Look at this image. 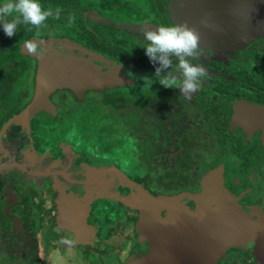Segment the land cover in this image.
Wrapping results in <instances>:
<instances>
[{
    "label": "flooded vegetation",
    "instance_id": "flooded-vegetation-1",
    "mask_svg": "<svg viewBox=\"0 0 264 264\" xmlns=\"http://www.w3.org/2000/svg\"><path fill=\"white\" fill-rule=\"evenodd\" d=\"M120 4L127 14L113 15L108 6V14L91 9L84 15L108 26L105 36L118 37V53L131 54L137 60L133 64L53 29V35L30 36L18 44L35 39L41 52L75 55L86 54L75 48L82 47L106 58L96 61L104 70L114 68L134 81L120 88L134 85L135 103L126 104L114 113L116 119L103 124L101 142L87 128L62 126L69 117L66 111H73L94 91L81 100L70 90L55 91L50 96L54 112L43 110L30 121L14 123L34 99L39 66L32 55L10 48L1 55L0 67L15 68L9 79L0 82V264H150L158 259L157 248L162 245L169 258L185 256L187 264H256L248 251L232 246L213 263L212 247L236 216L241 231H253L264 241V118L256 116L247 129L232 123L234 107L247 104L264 110V48H256L264 38L243 50L201 47L200 61L208 76L187 98L179 89L159 83L158 63L142 67L138 62L147 43L141 28L169 24L163 1ZM27 55L32 57L30 63L13 64L12 60ZM145 84L147 102L142 95ZM68 96L73 99L70 104H66ZM109 125H116L112 133ZM110 135L117 140L113 151L107 147ZM209 164L214 170L222 168L213 174H219L216 181L225 190L218 202L205 195L213 181L205 175L209 169L203 171ZM125 177L136 189L125 185ZM139 184L162 200L150 205ZM73 199L88 207L72 209V223L48 212L50 206L60 208ZM147 203L150 211L144 208ZM234 204L245 213L237 215L236 208L232 213ZM193 215H198V228L204 230L207 221L218 234L207 250L196 255L182 238L174 240L175 225H185L184 219ZM79 217L82 228L75 232L71 225ZM155 235L160 238H150Z\"/></svg>",
    "mask_w": 264,
    "mask_h": 264
},
{
    "label": "water",
    "instance_id": "water-1",
    "mask_svg": "<svg viewBox=\"0 0 264 264\" xmlns=\"http://www.w3.org/2000/svg\"><path fill=\"white\" fill-rule=\"evenodd\" d=\"M162 1L166 17L169 20L168 25H178L187 22L190 27H195L200 32L202 48L218 51L243 50L255 41L264 38V0ZM201 21H206L208 26L205 27ZM75 48L83 50L86 54L75 55L73 51L70 54L59 51L34 54L24 51L25 45L23 46L20 54L32 55L37 60L39 67L36 75L34 99L23 114L20 115V119H15L14 123H20L24 120L30 121L38 112L43 110L48 112L55 110L50 98L55 91L61 89L70 90L81 100L84 99L87 92L114 90L134 82L122 76L114 68L108 71L104 70V67L100 64H97L96 61L105 62L106 58L102 54L88 51L82 47ZM256 116L264 118V110L242 104L238 108L234 107L232 123L247 129L250 127L248 122L253 121ZM213 176L210 177L213 181L209 182L212 188L207 189L205 195H212L213 201L218 202L224 198L225 190L223 183L216 181L219 174ZM126 182V186L136 189L125 177ZM138 190L144 192V200L150 205L155 201L162 200V198L156 197L143 188L142 184L138 185ZM132 199L134 201L137 200L136 197ZM148 203L144 208L150 211L149 208L151 206ZM81 204L87 206L80 199H73L60 208L52 209L50 206L51 209L49 208L48 212L50 211L60 218L65 217L68 222L72 223V220H70V218H73L71 217L72 209H76L77 206H83ZM234 212L238 215V213L242 212V208L234 204L232 213ZM237 217L239 216L229 222L223 236L212 247L214 254L213 263L217 261L216 258H220L219 255L225 253L232 246L248 251L256 264H264V241H261L253 231H241L239 227L242 223ZM82 224L81 217L78 220H73L72 230L78 232L82 228ZM165 247L166 245H162L157 248L156 256H158V259L150 264H187V257L185 256L169 258ZM206 264L212 263L208 262Z\"/></svg>",
    "mask_w": 264,
    "mask_h": 264
},
{
    "label": "trees",
    "instance_id": "trees-1",
    "mask_svg": "<svg viewBox=\"0 0 264 264\" xmlns=\"http://www.w3.org/2000/svg\"><path fill=\"white\" fill-rule=\"evenodd\" d=\"M151 1H153L154 3L156 2V0ZM121 2H124L126 4L128 0H40V3L43 5L45 10L51 7L53 9V12H55L56 8H60L61 12L59 18L54 19L50 17L46 21V26L41 28L39 31L31 28L30 25L22 24L18 27L16 35L11 38L8 37L4 33L3 28L0 27V60L3 61L4 59L1 56L4 51L7 52L9 48L10 50H12L13 48L17 47L20 41H23L24 39H27L30 36L34 35H53L51 33V30L53 29L56 32H69L72 38H74L78 43H86L95 51L109 52L113 54L115 59L120 60L121 62L126 64H133V62H137V60H135L131 54H124L121 56L118 53V48L116 47L118 44L117 40L119 38H110L108 36H105L107 32L106 30L110 28L100 23H94L90 19H87L84 15V12L91 9L95 11L97 10L99 14L103 12L107 13L105 8L108 6L112 7L113 15H119L116 11L127 14L128 9L122 6L120 4ZM108 12H110V9L108 10ZM69 16L75 17L74 23H69ZM140 16L142 15L140 14ZM112 30H116V28L113 27ZM106 43L110 44L112 49H110L106 45ZM141 49L142 50L138 62L142 65V67H149L150 65H153L148 56L145 54L144 47ZM261 54L264 55V52H262ZM30 61H32V57L29 55L20 57L17 60H12L14 65L27 64L28 62L30 63ZM6 62H9V60ZM14 68L15 66L7 67L6 65L0 67V82L9 79L10 75L14 71ZM132 84L133 83H131L130 85ZM147 90H149V85L145 84L142 87V91H145L144 93H142V95L145 97L143 101L146 102L148 101V94L146 93ZM67 93L68 95H72V92ZM135 96L136 88L134 85L133 87L118 88L115 90H106L103 92L94 91L92 93H88V97L86 99L79 101L81 102L79 103L81 107H78L77 109L74 107L73 111H71L72 109L66 111V115L69 117L64 120L62 126L68 128H87L91 131L90 133L93 134V138L97 139L100 133H103L101 128L103 124L107 120H111V117L115 118L117 115L114 113H119L123 108H125L126 104H134L136 101ZM131 123L132 122H126V125L128 126ZM113 127L115 128L116 125H113ZM113 127L112 125H109V133H112L111 131ZM99 141L101 142V138L99 139ZM114 143H117V140L113 141L110 135L107 143L108 150H115ZM213 166L214 164L205 165L203 171H207L209 169L205 173V175L212 176L216 173L215 171L219 172L220 170H222V168H218V170H216V168L214 170V168H212Z\"/></svg>",
    "mask_w": 264,
    "mask_h": 264
},
{
    "label": "clouds",
    "instance_id": "clouds-1",
    "mask_svg": "<svg viewBox=\"0 0 264 264\" xmlns=\"http://www.w3.org/2000/svg\"><path fill=\"white\" fill-rule=\"evenodd\" d=\"M60 12V8H56L55 12L51 7L45 10L40 0H4L0 4V27L11 38L16 35L20 25H30L39 31L46 26L50 17L58 19ZM68 20L70 24L74 23L75 17L69 16ZM201 23L208 26L206 21ZM141 32L147 42L145 54L153 64H159L155 69L159 83L164 88L179 89L181 95L191 98L200 89L202 80L208 76L202 64L193 63L203 54L200 32L187 22L161 25L155 29L144 26ZM26 49L37 54L41 52V44L29 42Z\"/></svg>",
    "mask_w": 264,
    "mask_h": 264
},
{
    "label": "rangeland",
    "instance_id": "rangeland-1",
    "mask_svg": "<svg viewBox=\"0 0 264 264\" xmlns=\"http://www.w3.org/2000/svg\"><path fill=\"white\" fill-rule=\"evenodd\" d=\"M93 18L94 19H97L95 16H93ZM33 40H35V39H28V40L25 41V44H22L21 46H17L15 48H13L11 51L15 50V51H17V52L20 53V51L23 48V46L24 45L26 46L27 43L32 42ZM59 45L60 46H63L62 43H60ZM256 48H257L258 51H259L258 48H264V42L260 46H258ZM25 50H26V48H25ZM201 56H203V55H201ZM201 56H200V58L198 60H194L193 63L203 64L204 61H200V60H202ZM68 97H70V98L66 101V104H70V103L73 102L72 97L71 96H68ZM74 104H76V103H73L71 105H74ZM78 107H81V105L76 104L75 105V108L77 109ZM102 135H103V133H100V135L97 137V140H99L100 138H102ZM236 213H237V211H236ZM244 213L245 212L243 210L242 211V214H244ZM198 215L189 216L187 219H184L185 220V225H183V226L180 225V222H178V224L175 225L176 232H177V235L176 236L178 238L175 237L174 240L175 241H179L182 238L184 241L187 242L186 244H187V248H188L189 252L192 253V254H194V255H196V253L198 251H200L201 249L207 250V248L209 247V245H211L215 241V239H216V237L218 235L216 232H214L212 230V227L210 228V226H211V223L210 222L203 221V224L205 226L204 230H201L200 229L201 228L200 225H199V228H198V222H197ZM148 233H150V232H148ZM163 233H165V232H163ZM154 237H156L157 239L160 238L157 235L151 236L150 238H154Z\"/></svg>",
    "mask_w": 264,
    "mask_h": 264
}]
</instances>
